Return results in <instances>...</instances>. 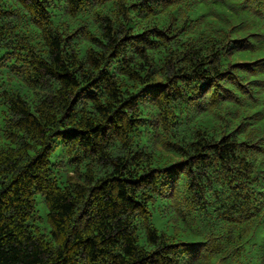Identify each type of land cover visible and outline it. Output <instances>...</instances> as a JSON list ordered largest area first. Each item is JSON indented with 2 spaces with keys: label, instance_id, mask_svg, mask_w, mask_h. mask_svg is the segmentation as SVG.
Instances as JSON below:
<instances>
[{
  "label": "trees",
  "instance_id": "1",
  "mask_svg": "<svg viewBox=\"0 0 264 264\" xmlns=\"http://www.w3.org/2000/svg\"><path fill=\"white\" fill-rule=\"evenodd\" d=\"M0 264H264V0H0Z\"/></svg>",
  "mask_w": 264,
  "mask_h": 264
},
{
  "label": "rangeland",
  "instance_id": "2",
  "mask_svg": "<svg viewBox=\"0 0 264 264\" xmlns=\"http://www.w3.org/2000/svg\"><path fill=\"white\" fill-rule=\"evenodd\" d=\"M35 207L37 208L38 214L41 219H38V223L41 229L46 230L48 229L49 225L46 222V208L44 206L43 198L40 194L35 195Z\"/></svg>",
  "mask_w": 264,
  "mask_h": 264
}]
</instances>
